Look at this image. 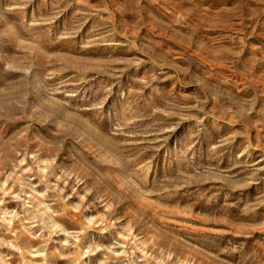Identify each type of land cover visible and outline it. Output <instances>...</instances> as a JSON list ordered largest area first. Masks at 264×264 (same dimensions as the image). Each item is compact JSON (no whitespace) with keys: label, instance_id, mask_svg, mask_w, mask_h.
Returning a JSON list of instances; mask_svg holds the SVG:
<instances>
[{"label":"rangeland","instance_id":"1","mask_svg":"<svg viewBox=\"0 0 264 264\" xmlns=\"http://www.w3.org/2000/svg\"><path fill=\"white\" fill-rule=\"evenodd\" d=\"M0 264H264V0H0Z\"/></svg>","mask_w":264,"mask_h":264}]
</instances>
